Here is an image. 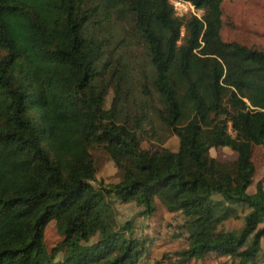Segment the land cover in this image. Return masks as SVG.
<instances>
[{
    "label": "trees",
    "instance_id": "1",
    "mask_svg": "<svg viewBox=\"0 0 264 264\" xmlns=\"http://www.w3.org/2000/svg\"><path fill=\"white\" fill-rule=\"evenodd\" d=\"M184 1L203 17L177 16L170 0H0V264H139L151 240L117 223L113 197L146 217L160 204L184 217L187 247L170 264H264V186L249 192L264 148V52L223 40L224 0ZM128 19L146 52V112L134 117L124 59L96 32ZM156 121L176 152L142 150ZM95 146L119 183H98ZM240 208L243 228L221 230ZM52 222L62 241L50 252Z\"/></svg>",
    "mask_w": 264,
    "mask_h": 264
},
{
    "label": "rangeland",
    "instance_id": "2",
    "mask_svg": "<svg viewBox=\"0 0 264 264\" xmlns=\"http://www.w3.org/2000/svg\"><path fill=\"white\" fill-rule=\"evenodd\" d=\"M184 11V10H182ZM223 29L222 38L225 42H239L252 50L264 52V0H224L222 4ZM179 17L196 16L202 18L203 11L191 9L188 13L182 12ZM133 23L131 19L114 22L105 27V30L97 29L98 37L109 42L108 54L112 53L114 59H124L123 71L128 74V80L124 84L126 93L125 110L130 117L142 115L146 112V52L140 44H137L132 34ZM184 36V31H182ZM1 56V55H0ZM107 54L104 56L105 61ZM144 72V74H142ZM142 74V75H141ZM144 76V77H143ZM115 91L112 89L107 100L106 109H110ZM158 105V103H157ZM144 107V108H143ZM145 132L140 137L142 150H157L161 147L176 152L179 148L178 138L167 128L157 121L155 126H144ZM232 135L234 133L231 131ZM91 153L97 165V181L104 185L117 184L121 180V172L116 164L103 150L95 146ZM211 156L222 162H230L236 159V154L230 148H214ZM253 161L255 164V176L249 190L251 194L256 192V185L262 183L264 186V148H254ZM115 211V218L119 225L132 222L135 235L140 238H149L148 251L139 264H170L175 259V253L187 247L186 236L181 229L184 217L180 214H169L160 204V210L153 217L143 215L144 208L137 203H124L113 197L111 199ZM247 209H238L239 218L231 219L224 223L220 229L224 231H240L243 228V219ZM47 249L51 252L62 241L59 236L56 223L52 222L45 236ZM264 250V240L262 241ZM60 253L58 260L63 259ZM190 264H230L229 259L222 256L210 255L204 261L192 262Z\"/></svg>",
    "mask_w": 264,
    "mask_h": 264
},
{
    "label": "built area",
    "instance_id": "3",
    "mask_svg": "<svg viewBox=\"0 0 264 264\" xmlns=\"http://www.w3.org/2000/svg\"><path fill=\"white\" fill-rule=\"evenodd\" d=\"M172 5L174 6L175 12L177 16L183 15L182 12L188 13V10L191 9V11L194 13L196 10L195 6L187 1L184 0H170ZM184 10V11H182Z\"/></svg>",
    "mask_w": 264,
    "mask_h": 264
}]
</instances>
